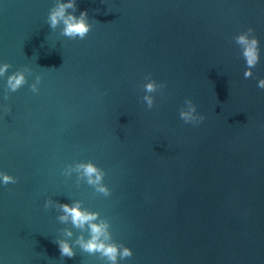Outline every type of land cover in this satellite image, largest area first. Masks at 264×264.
Masks as SVG:
<instances>
[{"label": "water", "instance_id": "obj_1", "mask_svg": "<svg viewBox=\"0 0 264 264\" xmlns=\"http://www.w3.org/2000/svg\"><path fill=\"white\" fill-rule=\"evenodd\" d=\"M55 3L0 0V172L16 178L0 182V264H109L78 245L61 256L55 241L89 234L46 200L107 220L133 253L117 264H264V0H75L83 40L50 28ZM250 27L246 79L234 37ZM145 77L164 85L151 109ZM185 99L203 121L179 117ZM81 161L103 169L108 196L63 174Z\"/></svg>", "mask_w": 264, "mask_h": 264}, {"label": "clouds", "instance_id": "obj_2", "mask_svg": "<svg viewBox=\"0 0 264 264\" xmlns=\"http://www.w3.org/2000/svg\"><path fill=\"white\" fill-rule=\"evenodd\" d=\"M69 9L72 11L69 12ZM75 11V0H66V2L56 0L55 5L49 10L47 24L53 30L62 25L61 35L70 39L79 38L83 40L90 31L91 25L88 23V15L86 11H81L79 16L73 14ZM253 32L254 29L250 27L246 32H242L234 37L236 44L241 47L242 55L246 61V68L243 74L246 79L252 77V69L255 68L259 62L258 40L252 35ZM10 67L11 66L8 63L0 65V77L4 76ZM25 72L31 74V70L25 68L24 70H17L7 76L6 87L9 91L15 92L27 83ZM145 79L148 82L143 86L145 95L142 99L147 107L151 109L153 107L154 98L150 94L162 89L164 85L157 84L149 77H145ZM40 80L41 77L37 75L35 77V82L29 85L33 93L39 91L37 86L40 83ZM257 86L264 89V78L258 80ZM179 117L185 123L194 124H198L205 119L203 115L197 113L196 105L191 99H185L184 107L179 111ZM73 171L77 173L78 181H85L88 185L94 188L96 193L103 194L104 196L110 194V190L103 183L105 172L91 161H81L76 162L74 165H68L64 169L63 174L65 176H70ZM0 182L4 185L10 183L14 184L16 183V178L0 172ZM44 207L46 209L49 207H58L63 213L57 217L61 223H68L70 221L74 228L80 229L82 232L87 230L89 234L87 239H85L83 235L78 236L72 244H70L67 239L55 241L62 257L72 258L76 255L73 250V245H78L81 250L89 254L99 253L102 258H105L106 261L109 262V264H117L118 257L122 260L132 256L133 253L130 248L125 247L122 244H117L112 240L108 221H98V213L82 208L79 201H74L71 205H56L51 200H46ZM64 234L69 238L72 237V232L68 229L64 230Z\"/></svg>", "mask_w": 264, "mask_h": 264}]
</instances>
